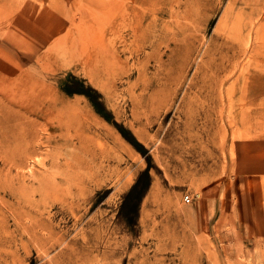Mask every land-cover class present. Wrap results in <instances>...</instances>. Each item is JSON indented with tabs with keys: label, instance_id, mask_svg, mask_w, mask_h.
Here are the masks:
<instances>
[{
	"label": "rangeland",
	"instance_id": "rangeland-1",
	"mask_svg": "<svg viewBox=\"0 0 264 264\" xmlns=\"http://www.w3.org/2000/svg\"><path fill=\"white\" fill-rule=\"evenodd\" d=\"M0 139V264H264V0H0Z\"/></svg>",
	"mask_w": 264,
	"mask_h": 264
},
{
	"label": "bare ground",
	"instance_id": "bare-ground-1",
	"mask_svg": "<svg viewBox=\"0 0 264 264\" xmlns=\"http://www.w3.org/2000/svg\"><path fill=\"white\" fill-rule=\"evenodd\" d=\"M221 61V60H220ZM224 66V65H223ZM225 67V66H224ZM225 70V69H224ZM219 75V74H218ZM216 77H217V75H216ZM12 94H14V93H12ZM17 96H19L18 94L16 95H14V96H12V97H10L9 98V100H8V103H9V106H12V105H14V104H18V105H22L23 104V100H24V98H20V97H18V99H15ZM21 96V95H20ZM15 97V98H14ZM14 99V100H13ZM48 107H50V105H48L46 108L48 109ZM16 108V107H15ZM18 108V107H17ZM17 110V113L16 114H13L12 116H16V118L18 119V118H20V117H22V116H26V113L25 112H23V109L21 110L20 108H18V109H16ZM46 114H47V112H46V110H43L42 111V113H41V115H42V118L44 117V116H46ZM11 115V114H10ZM13 130V129H12ZM9 131H11V129H9ZM16 131H18V130H16ZM20 131H22L23 132V130L21 129ZM13 132H15V131H13ZM12 132V133H13ZM11 133V132H10ZM18 133V132H17ZM9 134V133H8ZM19 134V133H18ZM7 135V134H6ZM9 135H11V134H9ZM3 136V135H2ZM8 136V135H7ZM21 136V135H20ZM12 137H15V135H13ZM24 137V136H23ZM5 138V137H4ZM16 138V137H15ZM18 138V137H17ZM21 138V137H20ZM3 139V138H2ZM1 140V139H0ZM12 140H13V138H12ZM1 141H4L5 142V140H1ZM9 141V140H8ZM15 141V140H14ZM18 141V140H17ZM20 141V140H19ZM1 143V142H0ZM20 145H19V144ZM18 143H16V144H18L19 145V149L15 152V151H13V155H15V154H18L19 152H20V150H21V143L20 142H18ZM6 146H3L2 148H3V150L4 151H6V148H8V151H10V144H8V142H7V140H6ZM4 144V145H5ZM15 144V143H14ZM11 145H13V143L11 144ZM17 145V146H18ZM13 147V146H12ZM14 147H15V145H14ZM16 148V147H15ZM15 148H14V150H15ZM2 150V151H3ZM15 152V153H14ZM9 153V152H8ZM11 153V152H10ZM10 153H9V155H10ZM8 155V154H7ZM12 156V155H11ZM8 161H10L8 158H6Z\"/></svg>",
	"mask_w": 264,
	"mask_h": 264
},
{
	"label": "built area",
	"instance_id": "built-area-1",
	"mask_svg": "<svg viewBox=\"0 0 264 264\" xmlns=\"http://www.w3.org/2000/svg\"><path fill=\"white\" fill-rule=\"evenodd\" d=\"M191 200H192V196H190V194H185L184 195V201L186 202V203H188V202H191Z\"/></svg>",
	"mask_w": 264,
	"mask_h": 264
}]
</instances>
